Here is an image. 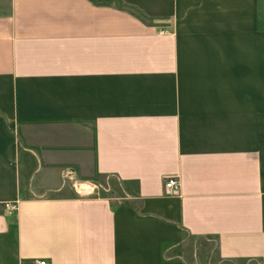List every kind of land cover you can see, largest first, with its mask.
Wrapping results in <instances>:
<instances>
[{
  "label": "crops",
  "instance_id": "obj_1",
  "mask_svg": "<svg viewBox=\"0 0 264 264\" xmlns=\"http://www.w3.org/2000/svg\"><path fill=\"white\" fill-rule=\"evenodd\" d=\"M257 49L264 0H0V264H264Z\"/></svg>",
  "mask_w": 264,
  "mask_h": 264
},
{
  "label": "rangeland",
  "instance_id": "obj_2",
  "mask_svg": "<svg viewBox=\"0 0 264 264\" xmlns=\"http://www.w3.org/2000/svg\"><path fill=\"white\" fill-rule=\"evenodd\" d=\"M256 52L259 54L258 61H264L263 58V52L261 50H256ZM94 185H96V193L110 197L112 202L115 203V206H120L121 209V215L123 217V220L125 219L126 222L129 224V221H135L137 220L136 218H145L148 217L149 214H147L148 210L146 208V204L142 201H135L132 197L135 194V189L134 187H130L127 184H120L118 181H116L113 178H101L97 177L95 179V182H93ZM134 225V224H133ZM172 238H173V248H172V253L175 261L173 264H178L176 260L178 256H181L183 254V251L187 252L189 255L196 251L198 249L199 241H195L193 239H189L187 236H180L179 231L176 229L175 224L173 223L172 226ZM182 237V238H181ZM185 237V238H184ZM184 240V244H179V240L181 239ZM183 245V247H182ZM164 253V252H162ZM168 255V253H167ZM164 257H161V260H163ZM160 260V259H159ZM162 264V263H160ZM164 264V263H163Z\"/></svg>",
  "mask_w": 264,
  "mask_h": 264
},
{
  "label": "built area",
  "instance_id": "obj_3",
  "mask_svg": "<svg viewBox=\"0 0 264 264\" xmlns=\"http://www.w3.org/2000/svg\"><path fill=\"white\" fill-rule=\"evenodd\" d=\"M164 190L166 195H174L178 193L180 186L179 180L175 176H167L163 182ZM8 215H13L17 212L18 205L13 202H6L4 205ZM30 264H50L45 260H37Z\"/></svg>",
  "mask_w": 264,
  "mask_h": 264
}]
</instances>
